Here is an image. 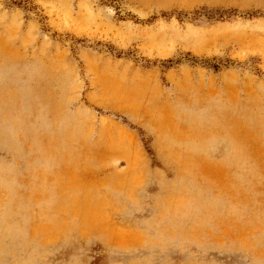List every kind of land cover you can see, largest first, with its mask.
Listing matches in <instances>:
<instances>
[{"label": "rangeland", "instance_id": "374dc122", "mask_svg": "<svg viewBox=\"0 0 264 264\" xmlns=\"http://www.w3.org/2000/svg\"><path fill=\"white\" fill-rule=\"evenodd\" d=\"M0 264H264V0H0Z\"/></svg>", "mask_w": 264, "mask_h": 264}, {"label": "bare ground", "instance_id": "6f19581e", "mask_svg": "<svg viewBox=\"0 0 264 264\" xmlns=\"http://www.w3.org/2000/svg\"><path fill=\"white\" fill-rule=\"evenodd\" d=\"M86 204H88V201L86 202ZM77 205H78V204H77ZM75 207H76V206H75ZM85 209H86V214H85L86 217H87L90 221H92L93 224H94V222H96V221H95L94 218H93L94 216H93V214H92V211H91L88 207H86ZM95 209H96V207H95ZM83 210H84V209H83ZM95 211H96V210H95ZM83 212H84V211H83ZM96 212H97V211H96ZM83 218H84V217H83ZM89 220H88V221H89ZM83 221H84V220H83ZM85 221H86V219H85ZM88 221H87V222H88ZM90 221H89V222H90Z\"/></svg>", "mask_w": 264, "mask_h": 264}]
</instances>
